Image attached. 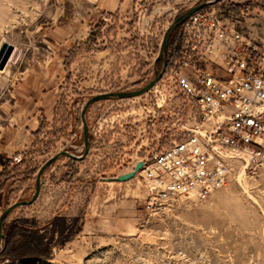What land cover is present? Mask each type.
Segmentation results:
<instances>
[{"label": "rangeland", "instance_id": "374dc122", "mask_svg": "<svg viewBox=\"0 0 264 264\" xmlns=\"http://www.w3.org/2000/svg\"><path fill=\"white\" fill-rule=\"evenodd\" d=\"M203 1L132 0L123 11L91 23L84 40L66 55L54 116L41 114L25 152L0 154V215L33 196L37 172L47 159L62 150L84 152L81 111L86 101L152 80L155 67L163 65L155 60L166 29ZM262 7L264 0H218L203 10L226 22L239 19L240 26L264 39ZM76 17L72 10L61 14L56 0H0V50L4 43L13 46L0 69V141L1 129L15 121L3 103L44 43L37 31ZM178 32L177 27L172 41ZM170 81V72L164 73L144 95L89 107L87 157L62 156L45 171L38 199L15 209L6 221L11 224L4 232L0 264H264L263 171L238 163L226 186L207 201L182 199L152 214L143 208L147 184L142 176L102 180L131 170L147 151L168 145L175 136L181 139L193 125L195 108L179 92L170 98L175 92ZM156 103L161 110L153 116ZM175 106L172 117L169 110Z\"/></svg>", "mask_w": 264, "mask_h": 264}, {"label": "built area", "instance_id": "2783aa9c", "mask_svg": "<svg viewBox=\"0 0 264 264\" xmlns=\"http://www.w3.org/2000/svg\"><path fill=\"white\" fill-rule=\"evenodd\" d=\"M203 9L178 27L165 71L175 90L170 98L179 92L195 108L193 125L137 160L143 161L137 176L147 184L149 214L182 199L207 201L238 163L264 172V39L239 19L226 22ZM259 14L264 19V7ZM156 106L153 116L161 110ZM176 110L169 115L176 117Z\"/></svg>", "mask_w": 264, "mask_h": 264}, {"label": "crops", "instance_id": "0c3cea01", "mask_svg": "<svg viewBox=\"0 0 264 264\" xmlns=\"http://www.w3.org/2000/svg\"><path fill=\"white\" fill-rule=\"evenodd\" d=\"M132 0H56L61 14L74 11L77 19H64L41 28L42 46L35 50L29 66L15 81L4 112L14 120L12 127L1 129L0 154L20 155L32 143V133L39 126L41 114L53 117L57 110L59 87L64 78L66 55L88 34L91 23L103 15L128 8ZM11 102V103H10Z\"/></svg>", "mask_w": 264, "mask_h": 264}, {"label": "water", "instance_id": "95a60500", "mask_svg": "<svg viewBox=\"0 0 264 264\" xmlns=\"http://www.w3.org/2000/svg\"><path fill=\"white\" fill-rule=\"evenodd\" d=\"M218 1V0H215ZM213 0H205L203 2H200L196 5H193L186 11H184L182 14L178 15L172 23L168 26L166 29L163 39L160 46V51L158 56L156 57L155 64L162 60L163 65L162 68L159 70L157 67H155V75L152 80H150L147 84H145L143 87H140L138 89L134 90H127V91H109V92H102L98 93L96 95H93L90 97L86 103L84 104L82 111H81V119L83 123V135H84V152L81 155H77L73 152H70L69 150H62L47 159L39 168L36 176V186H35V192L33 196L28 200H20L12 203L9 205L0 215V255L3 251V241H5L6 236L3 232L4 223L8 219V217L11 215V213L22 206H29L32 205L39 197L42 185H43V176L45 171L52 166L60 157L66 156L69 157L75 161H82L87 157L90 148H91V140H90V129L87 121V112L89 107L99 101L102 100H112V99H127V98H133L137 96H141L149 92L156 84L157 82L162 78L164 75L167 66H168V44L169 39L171 36V33L179 27L184 21H186L191 15L196 13L197 11L203 9L207 5H210L214 3ZM13 52V46L8 43H4L1 50H0V69H3L8 62L11 54ZM143 166V161L139 160L135 164V166L126 172H123L121 174H118L116 176L106 177L102 178L103 181L106 182H125L134 179L137 176V173L141 170Z\"/></svg>", "mask_w": 264, "mask_h": 264}, {"label": "trees", "instance_id": "16d2710c", "mask_svg": "<svg viewBox=\"0 0 264 264\" xmlns=\"http://www.w3.org/2000/svg\"><path fill=\"white\" fill-rule=\"evenodd\" d=\"M172 34V33H171ZM172 38H173V35L170 36V39H169V44H168V53L171 51V50H175L176 46H175V41H172ZM170 54V53H169ZM169 62V60H168ZM7 221V220H6ZM5 221L4 223V228H3V232H6L7 228L9 227V225L11 224H7Z\"/></svg>", "mask_w": 264, "mask_h": 264}]
</instances>
